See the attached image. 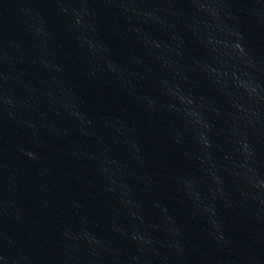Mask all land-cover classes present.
Returning <instances> with one entry per match:
<instances>
[{"label": "water", "instance_id": "1", "mask_svg": "<svg viewBox=\"0 0 264 264\" xmlns=\"http://www.w3.org/2000/svg\"><path fill=\"white\" fill-rule=\"evenodd\" d=\"M0 264H264V0H0Z\"/></svg>", "mask_w": 264, "mask_h": 264}]
</instances>
